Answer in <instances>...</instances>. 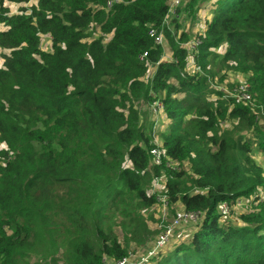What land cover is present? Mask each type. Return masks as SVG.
Listing matches in <instances>:
<instances>
[{
	"label": "trees",
	"instance_id": "trees-1",
	"mask_svg": "<svg viewBox=\"0 0 264 264\" xmlns=\"http://www.w3.org/2000/svg\"><path fill=\"white\" fill-rule=\"evenodd\" d=\"M214 1L194 61L201 73L188 75L187 34L163 25L169 0H0V264L126 257L129 243L152 236L140 211L156 204L145 188L160 174L169 204L200 220L151 264H264V0ZM149 29L163 32L169 62ZM214 61L245 77V104L212 89ZM157 102L169 127L153 166L155 122L147 131L137 106ZM248 198L253 208L223 219L220 204L230 212Z\"/></svg>",
	"mask_w": 264,
	"mask_h": 264
},
{
	"label": "rangeland",
	"instance_id": "rangeland-1",
	"mask_svg": "<svg viewBox=\"0 0 264 264\" xmlns=\"http://www.w3.org/2000/svg\"><path fill=\"white\" fill-rule=\"evenodd\" d=\"M25 7H29L30 5L33 4V0H28L27 3L24 4ZM184 6V5H183ZM182 6V7H183ZM5 7L9 9V14H18L19 10L18 4H5ZM213 7L209 6L206 0H201L198 2H194L193 5L189 7H185L183 9H180L177 11V14L180 15L181 19L178 20H171L169 29H172V22L177 23L180 28H183L187 32V38L190 40L191 38L197 36L201 30L203 29L205 23L208 21L210 12H212ZM211 19V18H210ZM203 31V30H202ZM95 37L98 35L97 30H93ZM177 35L179 36L178 32ZM177 38V37H176ZM187 40V41H188ZM186 41V42H187ZM164 52L161 57V62H169L171 59V52L168 49L166 42L163 44ZM50 47L49 39H42L41 40V48L44 49L45 51H48ZM1 53V52H0ZM0 54V63H2V58ZM195 63V62H194ZM2 66V65H1ZM206 71L210 72V84L212 86V89L215 91H222L225 92L226 90L230 89L231 87H234L235 89H238L241 86L246 85V79L243 75L226 70L221 63H218V61H214L210 63L208 68H206ZM185 72L188 75H194L196 72L193 70V64H188L185 68ZM154 74V67L151 66L149 67V70L144 77L145 82H149ZM197 74V73H196ZM154 97V96H153ZM151 106H146V105H140L137 106V110L140 114V119L143 125L146 127L147 131L149 130V126L151 125L152 122H155L157 118L154 116L152 109H150ZM151 113L153 114V117L151 116ZM258 125L264 129V119H259ZM158 130L157 134L159 133L158 137L157 134L155 136V139L152 138L153 144H158L160 145L161 137L162 134L166 132V129H168V120L165 119V117L159 118L158 122ZM223 129L230 128V123H226L222 125ZM155 140V141H154ZM253 159L255 162L259 165L263 164V158L261 154L258 151H254L253 153ZM171 167L173 169H178L179 166L177 163H172ZM181 168L185 172L187 176H190V169L187 163L182 164ZM146 189V193L148 196H155L156 199V204L147 209V210H141L140 214L143 217V222L145 225H147L149 231L151 232L152 236L151 238L146 241L143 245L138 246L134 243H129L127 246V256L131 257V259H140L145 257L146 252L150 247L152 246V243L155 241L156 237L161 231V224H169L171 220L174 217V214L181 211V205L179 203L177 204H169L166 206V210L163 212L161 203L157 201V198L160 196L161 192L158 190H154L152 188V185L150 184ZM257 196L261 198V200L264 198V190H258ZM257 203L253 202L252 198L248 199H241L240 201L237 202L236 205H234L230 212L229 209L223 214V219H227L228 221L233 220L236 221L238 215L245 213L249 211L251 208H253ZM189 227H184L182 226L181 228L177 229L174 231L170 246L179 241L180 239H183L184 236L189 234ZM191 228V227H190ZM117 230V233H119L120 238L122 237V232L118 227L115 228V231ZM123 238V237H122ZM54 256L59 257V255L54 254ZM57 264H63L62 260L58 258L56 260ZM20 264H51L50 261L41 259L40 257H35V256H30L26 258L24 261H22ZM151 264V262H150Z\"/></svg>",
	"mask_w": 264,
	"mask_h": 264
},
{
	"label": "built area",
	"instance_id": "built-area-1",
	"mask_svg": "<svg viewBox=\"0 0 264 264\" xmlns=\"http://www.w3.org/2000/svg\"><path fill=\"white\" fill-rule=\"evenodd\" d=\"M120 0H113V2L118 3ZM189 0H169L168 2V12L163 20V25L169 29L170 21L171 20H180V15L177 14V10L182 7L185 3ZM111 3H108L107 6L109 7ZM171 30V29H170ZM202 33L198 34L197 36L191 38L187 42L181 45V47L186 51L187 54V65L193 64V70L196 73H201V69L197 66L194 61L197 55V50L199 45L201 44L200 36ZM148 36L153 39L154 44L157 46H163L165 44V39L163 32H156L153 29H149ZM164 47V46H163ZM146 57V53L140 56V60ZM247 86H241L238 89H234L232 93L229 91H225L228 95H231L235 99L237 104L243 103L245 104L248 100V95L246 93ZM152 112L154 116L157 118L155 121L153 128L155 131L158 130V122L159 118L164 117L163 114V107L160 103H155L151 106ZM152 114V116H153ZM155 139V137H154ZM155 141V140H154ZM156 147L152 148L149 152L151 156V164L153 166H160L162 162V158L164 155V151L160 148V145L157 143L154 144ZM172 162H168L167 166H171ZM165 175L160 174L158 177L154 178L151 182L152 188L154 190H158L161 192L160 196L157 198V201L161 203V207L163 212L166 210V206L168 205V197L166 195L165 189ZM227 206L225 204L219 205V210L221 213H224L227 210ZM200 220L199 213H192L187 212L185 210H181L174 214L173 219L167 225L161 224V231L156 237L153 246L147 250L145 257L140 259H131V257L126 256L124 258L113 260L110 258H103L102 264H150L151 260L158 256V254L168 245L171 241L173 233L175 230L184 227H191L192 225H196Z\"/></svg>",
	"mask_w": 264,
	"mask_h": 264
},
{
	"label": "crops",
	"instance_id": "crops-1",
	"mask_svg": "<svg viewBox=\"0 0 264 264\" xmlns=\"http://www.w3.org/2000/svg\"><path fill=\"white\" fill-rule=\"evenodd\" d=\"M207 1V3H208V5L209 6H212L213 5V3L215 2L214 0H206ZM35 3H36V0H33V4L35 5ZM30 6H32V5H30ZM29 6V7H30ZM23 7H25V5H23ZM211 14H210V16H209V19H208V21L205 23V25H204V27H203V31L201 30V32L200 33H203L204 31H205V29H206V25L210 22V18H212V12H210ZM181 19V18H180ZM182 32H187V28H186V30H184L183 28H179V30H178V34L180 35ZM199 33V34H200ZM0 54H2V53H0ZM2 62H3V59H2ZM1 65H2V63H0V67H1Z\"/></svg>",
	"mask_w": 264,
	"mask_h": 264
}]
</instances>
